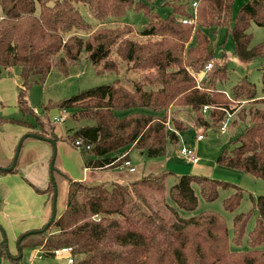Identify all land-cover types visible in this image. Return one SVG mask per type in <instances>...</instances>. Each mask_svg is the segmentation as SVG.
I'll return each instance as SVG.
<instances>
[{
  "label": "trees",
  "instance_id": "trees-1",
  "mask_svg": "<svg viewBox=\"0 0 264 264\" xmlns=\"http://www.w3.org/2000/svg\"><path fill=\"white\" fill-rule=\"evenodd\" d=\"M155 1L0 0V78L12 68L20 69L17 104L23 115L20 119L0 117V127L33 128L24 121L35 114L26 98L31 86L44 83L53 68L66 75L85 52L96 56L91 61L97 74L118 73L119 61L109 59L116 48L122 62L143 72L141 82L134 83L135 90L115 81L50 102L43 109L72 111L78 120L93 121L65 140L80 149L86 169H116L129 161L134 151L151 159L165 157L168 144L177 145L184 131L175 122L168 133V112L173 107H190L198 114L213 107L210 124L217 128L225 109L248 101L251 106L242 116H247L249 123L221 152L217 164L264 181V68L260 98L257 86L248 79L234 86L232 97L221 91L217 85L228 76L225 65H214L201 83L195 76L213 60L207 29H227L235 42V54L243 61L264 57V42L252 46L249 33L253 23L264 27V0L242 5L232 27L235 0H197L194 11L188 0H174L165 16L154 11ZM81 6L103 24L123 18L129 10L143 13L147 25L142 35L148 41L124 38L132 33L131 28L100 27L91 32ZM83 32L91 35L85 39L79 35ZM47 134L42 129L41 136ZM170 174L174 173H150L128 184L97 186L70 180L63 213L46 230L25 233L17 254L10 256L12 264H22L18 256L25 247H42L47 259L56 258V251L71 248L72 256L78 258L75 264H264V196L251 195L253 208L234 217L232 241L236 246L243 243L254 213L256 222L248 232V250H232L224 215L216 211L188 218L180 215V210H196L197 188L207 202H214L219 187L225 184L190 174L177 177L167 188ZM38 191L51 198L54 187L50 183L46 190ZM236 191L224 199L226 211L234 212L241 205L244 192L238 187ZM52 227L56 232L51 233ZM4 244L0 256L8 255Z\"/></svg>",
  "mask_w": 264,
  "mask_h": 264
},
{
  "label": "rangeland",
  "instance_id": "rangeland-1",
  "mask_svg": "<svg viewBox=\"0 0 264 264\" xmlns=\"http://www.w3.org/2000/svg\"><path fill=\"white\" fill-rule=\"evenodd\" d=\"M188 1L192 3L190 10L194 11L192 5L196 0ZM248 1L249 0L234 1L231 27L234 24L238 10ZM170 4H174V0H157L152 3L154 11L160 12L163 16L171 11ZM80 12L86 22L90 24L89 30L93 33L100 29V27H111L112 29L125 28V30L131 28L132 33L125 34L124 38L139 42L148 41V38H145L142 35V32L147 25V21L141 12L129 10L123 18H120L119 20H109L104 24L98 22V20L90 14L87 7L81 6ZM213 31L215 32L213 33ZM91 32H83L79 35L86 39L91 35ZM206 32L209 34L212 43L209 46V49L212 48L211 53L214 52L213 60L209 63H212L213 66L225 65L227 68L228 76L223 82L218 83V88L221 91H224L229 97H232L234 86L242 79H248L251 83H254L257 86L260 98L264 57L256 58L250 62L243 61L236 56L235 42L227 29L211 28L207 29ZM249 33L253 36L252 46H257L264 42V27L253 23L249 29ZM92 56H94V59L96 58L94 54L85 52L81 55L78 62L69 67L66 75H64L57 68H53L44 83H34L31 86V89L27 92L26 98L29 105L35 110V114L27 115L24 118V121L28 122L29 125L34 126L33 128L19 125L8 126L9 129H13L16 126L28 133H35L39 135H41L42 129L47 132L51 129L54 130V140L57 143L56 166L57 168L59 166L58 170L61 169L63 173L68 175V177H65L63 174L54 173L55 180L58 183L57 207L61 211L66 202V195L70 180L75 182H84L90 186H97L89 183L94 181L92 179H88L89 181H86L88 176H90V173H87V171L84 170V156L81 154L80 149L77 150L67 141H64L67 137L72 138L77 130L85 126L93 125L94 123L90 120H78V118L73 116L74 113L72 111H68V113H60L58 108L50 109V111H44V107L50 102L58 103L62 100L69 99L72 96L77 95L80 91L112 84L115 81H118L120 84L133 91L135 90L134 83L141 82L143 77L142 71L130 69V66H128L126 62H122L121 59L117 57L116 48L112 49V54L109 59H116L119 61L118 73L97 74L95 69L96 67L92 63L94 60L92 59ZM101 63L103 64L104 62ZM203 70L195 75L196 78H198V83H201L206 76H202ZM191 72L193 74V71ZM8 75L18 80L20 79L18 77V75H20V69L18 67L12 68ZM12 105L13 106L7 108V113L13 112L10 116L15 119L22 118V113L17 109L14 111L15 104ZM250 106L251 103L248 101L243 103L235 102L234 104H231L227 109H225V111H223L225 113V117L217 128H214L213 125L210 124L211 117L209 112L214 109L213 107H208L207 111L204 109L203 114H198V112L196 113L193 109L186 106L173 107L168 112L167 129L170 134L174 130L175 122L180 123L184 128V131L179 134L180 142L175 146L168 144L167 155L157 159H151L138 151H134L130 155V160L132 166L135 167L136 172L130 173L126 169L119 168L121 171L109 169V172L106 175H112L113 180L122 181L120 184H128L130 181L137 180L150 173L170 171L174 174L167 176V188H170L176 182L177 177L190 174L223 182L225 185L219 187V198L214 202H207L201 196V193L197 188L196 195L198 197V206L196 210L192 212L180 210V215L184 218H188L197 215L202 211H216L221 213L225 216L229 226L231 249L246 251L249 248L247 243L248 232L253 230L255 227L256 214L254 213L253 217L249 221L247 234L240 246H236L232 241L233 219L237 214L247 212L253 208V203L250 199L251 195L253 198L264 196V181L249 174L220 166L217 164V159L221 152L226 149L231 144L232 140L236 138L238 134L248 125L249 120L247 116L243 118L242 114L244 111L247 112ZM258 107L262 106L259 105ZM38 113L41 114L43 118H41ZM56 115L60 118L65 117V119L61 122V125L53 126L50 123V119ZM6 126L7 125H4L3 128ZM8 127L6 129H8ZM224 129L225 131L223 132ZM57 133L59 136H57ZM50 134L51 133H48L46 138L51 137ZM200 135L203 136V139L201 140L198 139ZM63 136L65 137L61 140ZM184 148L192 149L194 151L199 159L197 164L192 163L189 157L182 154V150ZM231 149H233V147ZM22 153L23 149L21 151L19 162H21ZM51 155H53V148ZM48 168L50 171V165ZM94 177L97 176L95 175ZM49 178H51V173ZM62 180L64 182L61 183ZM99 182L100 183H98V185L113 184L102 180ZM237 187L243 190L244 199L237 210L234 212L226 211L223 206V201L225 198L237 192ZM0 225L2 226L4 233H2L3 240H5L4 251L8 254L0 256V264H12L10 256L14 257L17 253V240H15L10 233V229L13 232L11 226H8V229H6L1 222ZM50 230L51 233L56 232L54 227ZM22 255V264H67V260L55 261L54 259H47L46 257L39 259L37 247H25ZM65 257H68V254H64L63 258L66 259ZM74 258L77 263L78 258Z\"/></svg>",
  "mask_w": 264,
  "mask_h": 264
},
{
  "label": "crops",
  "instance_id": "crops-1",
  "mask_svg": "<svg viewBox=\"0 0 264 264\" xmlns=\"http://www.w3.org/2000/svg\"><path fill=\"white\" fill-rule=\"evenodd\" d=\"M11 70L5 72L0 78V117L2 118H13L10 116L13 112L7 113V108L13 106L12 104H15L14 111H16V109L19 111L17 98L22 83L21 76L18 75L20 78L18 80L9 76L8 74ZM38 115L43 118L41 114L38 113ZM54 118L61 119L58 115L53 116L52 119H50L51 123L61 125L62 121L55 122ZM62 118L65 119V117ZM9 125L10 124H7L4 128L0 127L1 168H7L11 165L19 140L28 133L16 126L13 129H9ZM7 127L8 129H6ZM57 136H59L58 133ZM64 137L65 136H63L61 140H63ZM51 147L52 146L49 143L35 139H28L24 143L21 162H19V166L16 169L17 171H4L0 169V222L6 229H8V226L12 227L13 232L10 229V233L15 240H18L19 236L22 234L41 230L48 224L52 217V202L50 198H48V194L38 191L46 190L51 183V178H49L51 168L50 171L48 168L50 165L49 163H51L53 158V155H51ZM58 168L56 166L53 173L63 174L65 177H68V175L63 173L61 169L58 170ZM84 170L87 171V173H90V176H88L86 181H89L88 179L94 180L93 182H89L91 185H98L101 180L108 181L110 184L122 182L120 180H113L112 175H106L109 170L97 171L86 169L85 167ZM116 170H120L119 167L116 168ZM134 172H136V169ZM95 175L97 177H94ZM63 180L61 183L64 182ZM65 207L66 202L62 211L57 207L56 217H59L63 213ZM0 242L1 245L5 242L1 230ZM37 249L39 252V259L45 257L44 249L42 247H38ZM63 256L64 254L57 256L54 260H67V264H69V255L68 257H65L66 259H64Z\"/></svg>",
  "mask_w": 264,
  "mask_h": 264
},
{
  "label": "water",
  "instance_id": "water-1",
  "mask_svg": "<svg viewBox=\"0 0 264 264\" xmlns=\"http://www.w3.org/2000/svg\"><path fill=\"white\" fill-rule=\"evenodd\" d=\"M211 50L212 48H210V52L211 53ZM92 59H94V56H92ZM51 123V121H50ZM51 125L53 126H56L57 124L56 123H51ZM58 126V125H57ZM51 131V132H50ZM48 131L47 133H51L50 136L51 137H43L39 134H35V133H28V134H25L18 142L17 144V147H16V151H15V155L13 157V160L11 162V165L8 166L7 168H1V170H4V171H13V170H16L19 166V159H20V155H21V151L23 149V146H24V143L28 140V139H35V140H39V141H43V142H46V143H49L52 148H53V158H52V161H51V164H50V168H51V183L54 187V192H53V195L51 197V202H52V217L50 219V221L48 222V224L46 226H44L41 230H39L40 232L46 230L50 224L56 219V215H57V195H58V191H57V182L55 180V177H54V169L56 168V159H57V149H56V142L54 140V130H50ZM110 191L112 190L111 188L109 189ZM68 192V191H67ZM0 230L2 231L3 233V229L0 228ZM36 231H31L29 232V234H33L35 233ZM4 234V233H3ZM28 234V233H27ZM26 236L23 235L21 236L18 240H17V249H19V244L21 243L22 239ZM22 253H20V255L18 256V258H22Z\"/></svg>",
  "mask_w": 264,
  "mask_h": 264
},
{
  "label": "built area",
  "instance_id": "built-area-1",
  "mask_svg": "<svg viewBox=\"0 0 264 264\" xmlns=\"http://www.w3.org/2000/svg\"><path fill=\"white\" fill-rule=\"evenodd\" d=\"M198 3H199V2H198L197 0L194 1L192 7H193L194 9H196L197 6H198ZM183 22H184L185 24H189V23H191L189 20H184ZM212 67H213V64H212V63L207 64V65L205 66L203 72H202V76L206 75V73H207ZM204 109H205V111H207V110H208V107H205ZM61 119H62V120H61ZM61 119L54 118V121H55V122H61V121L64 120V118H61ZM225 129H226V128H225ZM225 129L223 130V132L225 131ZM198 139H199V140L203 139V136L200 135V136L198 137ZM182 154L185 155L186 157H189L190 161H191L192 163H194V164H197V163L199 162L198 157L196 156V154L194 153V151H193L192 149L184 148V149L182 150ZM119 168L126 169V170H128L129 172H131V173L135 171V167L132 166V163H131L130 160H129V161H125L124 164H122ZM71 252H72V249H71V248H66V249H63V250H61V251H56L55 253H56L57 256H60V255H62V254H68V255H69V257H68V262H69V264H75V259H74V257L72 256Z\"/></svg>",
  "mask_w": 264,
  "mask_h": 264
}]
</instances>
